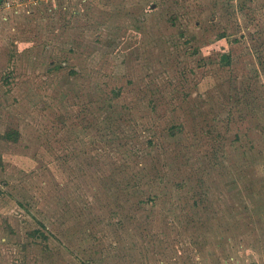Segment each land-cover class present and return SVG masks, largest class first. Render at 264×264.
<instances>
[{"label":"rangeland","instance_id":"rangeland-1","mask_svg":"<svg viewBox=\"0 0 264 264\" xmlns=\"http://www.w3.org/2000/svg\"><path fill=\"white\" fill-rule=\"evenodd\" d=\"M0 264H264V0L0 1Z\"/></svg>","mask_w":264,"mask_h":264},{"label":"trees","instance_id":"trees-1","mask_svg":"<svg viewBox=\"0 0 264 264\" xmlns=\"http://www.w3.org/2000/svg\"><path fill=\"white\" fill-rule=\"evenodd\" d=\"M0 1H3V0H0ZM223 57H224V60H228L229 61L231 55L229 53H227V54H224Z\"/></svg>","mask_w":264,"mask_h":264}]
</instances>
